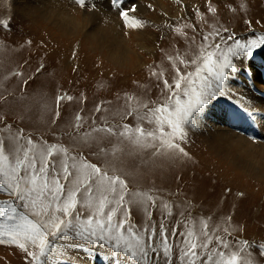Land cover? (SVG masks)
Segmentation results:
<instances>
[{"label": "rangeland", "instance_id": "1", "mask_svg": "<svg viewBox=\"0 0 264 264\" xmlns=\"http://www.w3.org/2000/svg\"><path fill=\"white\" fill-rule=\"evenodd\" d=\"M15 1L0 0V117L10 125L23 128L37 140L43 138L50 143L59 141L71 145L74 154L82 152L93 163L118 169L132 189H151L165 200L170 199V203H174L176 220L183 219L180 212L187 215L190 211L192 217L212 216L218 223L230 213L235 226L246 229L241 236L264 237V129L262 134H257L259 137L251 138L245 133L261 153L258 158H251L247 166L231 160L207 143L204 132L212 129L209 123L213 125L207 114L197 128L188 131L187 142L183 145L189 153L187 157L153 156L151 149H139L127 141L120 143L116 136L93 131L106 124L136 125L135 113L126 115L131 110L126 103L127 96L140 102L156 99L159 89L152 71L168 66L164 59L166 51L187 48L185 41L171 31L170 25H175L178 19L181 24L199 23L193 5L202 7L203 0H141L144 3L158 1L162 7H151L148 3L141 14L129 12L131 17L143 22V27L136 29L126 26L118 10L106 4L108 0H86L84 7L75 0H62L70 13L64 15L55 11L51 17L24 15L16 10ZM18 1L25 8L37 11L43 8L38 0ZM141 1L128 0V4L137 7ZM225 3L226 0H220L218 5L219 24L240 35H249L252 30L264 31V0H244L245 9L236 13L228 11ZM178 10L179 15L176 14ZM64 18H69L68 28L59 26ZM245 20L252 21L251 25L245 24ZM209 23L215 21L209 19ZM99 28L109 31L108 40L105 32L102 38L99 36ZM187 31L192 35L191 30ZM114 54L123 61H116ZM263 59L264 51H259L253 60L245 62L250 63L251 72L260 71L256 78L264 82L261 77ZM16 72L21 75H13ZM25 80L28 83H24ZM234 83L233 79L231 84ZM252 93L264 99L260 96L264 94V87L257 88L255 84ZM64 94L72 96L73 100L62 102L60 116L56 117V97ZM97 106L101 111L95 110ZM132 107L138 108V104L134 102ZM77 113L83 118L80 128L75 127ZM255 114L264 119V114ZM217 126V129L241 134L225 121ZM115 148L120 151L114 155ZM6 198L0 194V199ZM184 199L195 204L190 205ZM142 216V211L132 210L134 222L139 223ZM154 219H160L158 211H154ZM191 222L190 218L187 223ZM89 256L86 249L70 252L72 264L74 261L92 264ZM112 260L113 264H121ZM10 262L26 264L18 248L0 245V264ZM258 264H264V257H258Z\"/></svg>", "mask_w": 264, "mask_h": 264}, {"label": "snow or ice", "instance_id": "2", "mask_svg": "<svg viewBox=\"0 0 264 264\" xmlns=\"http://www.w3.org/2000/svg\"><path fill=\"white\" fill-rule=\"evenodd\" d=\"M75 2L86 5V0ZM219 3L203 0L202 7L193 5L199 23L181 24L178 19L170 25L187 48L166 51L168 66L152 71L159 89L155 100L140 102L127 96L131 110L126 115L135 113L136 125L106 124L93 131L151 149L153 156L189 155L183 146L188 131L197 128L221 98L231 97L230 84L243 74L245 61L264 51V31L240 35L219 24ZM108 6L118 10L127 27H143L140 19L129 15L136 7L128 0H108ZM224 6L233 13L246 7L244 0H226ZM72 100L67 94L56 97V117L61 103ZM134 102L138 108L132 107ZM244 111L255 113L247 105ZM82 120L77 113L76 128L82 127ZM118 151L115 148L113 154ZM0 194L7 197L0 199V245L18 248L26 264H72L70 252L75 249L121 264H258V257H264V237L241 236L246 229L235 226L232 214L217 223L212 216L192 217L189 211L180 212L183 219L176 220L174 203L151 189L130 188L118 169L93 163L82 152L74 154L71 145L37 140L3 117ZM134 208L143 213L139 223L132 220ZM154 211L160 219H154Z\"/></svg>", "mask_w": 264, "mask_h": 264}, {"label": "bare ground", "instance_id": "3", "mask_svg": "<svg viewBox=\"0 0 264 264\" xmlns=\"http://www.w3.org/2000/svg\"><path fill=\"white\" fill-rule=\"evenodd\" d=\"M27 1L28 0H23L22 2H27ZM38 1H40L41 5L43 6V8L41 10H39V11H37L38 9L25 8L23 6V4H21L18 0L15 1V5L17 6L16 10L18 9L24 15H29V16H31V15L34 16L36 14H40V16L41 15H44V16L51 17L52 14H54L55 11H57V12L59 11L60 13H62L64 15L66 13L67 14L70 13V12H68V9H65L64 5L62 4L63 3L62 0L61 1L60 0H38ZM148 3L150 4L151 7L152 6H156V8L157 7L158 8L162 7L158 3V1H152V3H150V2H148ZM148 3H146V2L144 3V2L141 1L139 3V5L136 7L137 13L139 12V14H141L144 11V9H146L145 6H147ZM106 4L108 5V2ZM147 8H148V6H147ZM33 10H35V12H32ZM102 10L103 9L101 8L100 11H102ZM136 11H135V13H136ZM179 11L180 10L177 11V13H176L177 15H179ZM103 14H105V13H103ZM109 15H110V13H109ZM67 20H69V18H66V19L64 18V21L62 23H60L59 26L61 28H66L67 25H68V21ZM99 29L101 31L99 33V36L102 38V32H105V33H107V35L105 36V38H106V40H108L109 39L108 37L110 36L109 31L102 30V28H99ZM95 39L97 40V42L102 43V41L99 40V39H97L96 37H95ZM114 56L116 58V61H123L122 57H117L116 54H114ZM245 66L246 67L243 70L242 76H236V77H234L233 79H234L235 83L234 84H230V87L233 90L231 97L221 98V100H220L221 103L215 104V106L212 107L207 112V117L209 116V121L213 122L212 123L213 125H211V123H209L210 126H212L211 127L212 129L209 128L210 132L209 131L208 132L205 131L204 133L207 136L206 138L208 139V142L207 143H209L212 148L216 149L218 152L222 153L226 157H229L231 160L236 161L239 164H242V165L247 166V165H249V162L248 161L251 158H253L254 156H257V158H258L259 157L258 155L261 154L260 151H256L257 150V147L255 145H253L252 142H250V140H249V138L247 136H250L251 138L259 137L258 135L262 134V130L264 129V119L263 120L262 119H259L258 115H256V114L255 115H252V116H249L248 113H246L244 111V106L247 105L249 108L255 109V112L256 113L260 112L261 115L264 114V105L262 104V103H264V99L263 98H260L258 96H255L252 93V91L255 89V84H256L257 88L258 87L262 88V87H264L263 86L264 85V82L261 79H260V81H261L260 82L256 78V75L257 74H258V76H260V71H257L256 72L255 70H253V72H251V68H250L251 65H250V63L245 62ZM252 74H253V76H252ZM261 77L264 79V66L263 65H262V68H261ZM260 96L264 97V94H261ZM222 118H224V121L227 124H229L230 127L236 128L239 132H241L242 135L241 134L240 135H237L233 131L232 132L226 131V130H224V128L223 129L222 128L217 129L218 128L217 124L224 123V121H223ZM245 133L247 134V136L245 135ZM138 156L140 157V155H138ZM222 159H223V157H222ZM246 163H248V164H246ZM196 193H197V191H196ZM185 201H186V203H188L190 205H194L195 204L191 200H185ZM169 202H170V199H169ZM243 209H245V208H243ZM202 217H204V216H202ZM20 257L21 256H19V258ZM89 259L91 261H93L92 264H109V259H112V258L106 259L103 256V254H100L99 255V258H97L96 255H90L89 256ZM12 261H14V259ZM16 261H18V258H17ZM75 262L76 261H74V264H80V263H75ZM22 263H25V262H22ZM6 264H8V263H6ZM10 264H12V263L10 262ZM89 264H91V263L89 262Z\"/></svg>", "mask_w": 264, "mask_h": 264}]
</instances>
